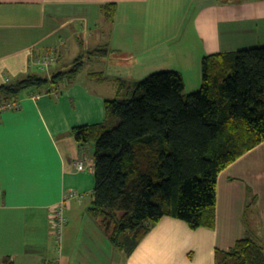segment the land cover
<instances>
[{
    "label": "crops",
    "instance_id": "crops-1",
    "mask_svg": "<svg viewBox=\"0 0 264 264\" xmlns=\"http://www.w3.org/2000/svg\"><path fill=\"white\" fill-rule=\"evenodd\" d=\"M106 5L116 9L110 20ZM262 46L264 0H0V86L50 78L85 57L75 79L25 91L17 109H0V264L56 259L51 216L68 191L78 197L64 205L60 264H104V247L116 249L87 212L94 147L79 145L72 129L103 123L104 102L152 72L180 73L190 94L201 86L204 56ZM99 48L105 56L86 57ZM46 54L55 62L40 70L35 62ZM81 159L83 172L74 168ZM244 237L264 244V142L219 173L213 229L163 217L123 262L214 264L216 250Z\"/></svg>",
    "mask_w": 264,
    "mask_h": 264
},
{
    "label": "trees",
    "instance_id": "trees-1",
    "mask_svg": "<svg viewBox=\"0 0 264 264\" xmlns=\"http://www.w3.org/2000/svg\"><path fill=\"white\" fill-rule=\"evenodd\" d=\"M104 8L112 19L114 5ZM106 53L99 48L86 57ZM84 58L50 78L28 75L1 85L0 106L25 91L70 82ZM183 90L180 73H151L104 102L103 123L71 131L79 145L94 147L88 215L127 257L163 217L191 230L213 229L219 173L264 142V46L204 56L200 88ZM214 264H264V244L244 237L216 250Z\"/></svg>",
    "mask_w": 264,
    "mask_h": 264
},
{
    "label": "built area",
    "instance_id": "built-area-1",
    "mask_svg": "<svg viewBox=\"0 0 264 264\" xmlns=\"http://www.w3.org/2000/svg\"><path fill=\"white\" fill-rule=\"evenodd\" d=\"M55 62V58L52 54H46L43 55L41 58H39L35 63L39 67L40 70H46L51 65H53ZM39 96H35L34 98H38ZM19 107V104L16 101H13L11 103H7L5 105L0 106L1 110L6 109H17ZM86 160L81 159L74 163L75 170L79 172H83L86 170ZM78 197L77 193L75 191H68L64 196L61 203L56 207V209L53 211L51 216V228L54 232V240H55V251L58 252L59 255H57L56 259L53 260H42L39 264H60V249H61V237L63 229L67 223V219L65 218L63 214L64 205L65 203H68L70 200Z\"/></svg>",
    "mask_w": 264,
    "mask_h": 264
},
{
    "label": "rangeland",
    "instance_id": "rangeland-1",
    "mask_svg": "<svg viewBox=\"0 0 264 264\" xmlns=\"http://www.w3.org/2000/svg\"><path fill=\"white\" fill-rule=\"evenodd\" d=\"M86 220H88V219H86ZM88 221H92V220H88ZM66 234H67V226L64 227L63 232H62V237H61L60 257H62V259H64L67 256V235ZM97 242H98V244H97L98 248L102 249V244L99 241H97ZM110 245H111V243L108 242V246L113 247L112 245L111 246ZM106 249L107 248L105 246L104 247L105 253L103 255L104 264H124V262H123L124 261V253H121L120 250H118V249H116L114 253H111V252L107 251ZM55 253H56V255H59L57 251H55Z\"/></svg>",
    "mask_w": 264,
    "mask_h": 264
}]
</instances>
